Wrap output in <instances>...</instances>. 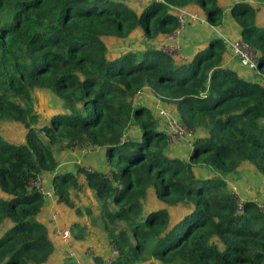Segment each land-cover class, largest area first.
<instances>
[{"label":"trees","instance_id":"1","mask_svg":"<svg viewBox=\"0 0 264 264\" xmlns=\"http://www.w3.org/2000/svg\"><path fill=\"white\" fill-rule=\"evenodd\" d=\"M177 8L213 26L224 17L219 0H149L140 11L128 0H0V264H54L38 219L44 198L28 181L77 146L102 148L108 171L60 172L53 189L115 245L107 264H264V214L253 200L238 209L225 180L245 165L264 178V22L252 0L230 6L255 53L250 80L224 64L222 38L186 61L146 44L178 31ZM137 35L141 47L111 51ZM43 91L63 105L45 122L34 105ZM142 91L197 134L186 159L170 153L159 118L137 102ZM7 123L22 126V140L8 139ZM133 124L139 138L128 134ZM84 188L93 204L72 198ZM71 229L77 240L86 234L80 221Z\"/></svg>","mask_w":264,"mask_h":264},{"label":"crops","instance_id":"2","mask_svg":"<svg viewBox=\"0 0 264 264\" xmlns=\"http://www.w3.org/2000/svg\"><path fill=\"white\" fill-rule=\"evenodd\" d=\"M149 0H128V3L134 8L140 11ZM224 7V17L220 25L213 26L207 23L204 16L200 15L201 12L195 11L193 13L198 15V19H187L183 28L177 35V43L179 44V54L176 57L179 61L189 60L193 54L200 48L207 45L210 38H239V29L230 16V6L235 0H219ZM257 6V21L259 23L264 22V0H252ZM204 19V21H201ZM138 36V35H137ZM135 36V37H137ZM140 38V45L134 48H139L144 44V39ZM134 38V37H129ZM125 41V40H124ZM123 42V41H121ZM156 41H146V44L152 45ZM131 48V47H129ZM225 65L237 70L240 74L250 80H256V75L253 71L248 70L241 66L238 59L231 53L229 49L226 50ZM137 102L150 108L153 114L159 118L156 114V109L163 107L171 110L172 107H168L160 102L159 99L152 96L148 91H142L137 96ZM58 107H61L59 105ZM63 107L59 108L62 110ZM173 109V110H172ZM58 111V110H57ZM55 113V112H54ZM174 113V112H173ZM52 114V113H51ZM160 127L165 131V127L160 120ZM130 137L139 138L140 131L136 125H131L128 129ZM197 135V134H196ZM170 153L175 156L186 159L190 152V145L186 141H171ZM59 163L54 172L43 174V184L47 187L51 186L53 176L60 172L75 171L78 167L91 170H99L106 172L108 167L105 163L104 150L97 148L95 150L81 149L75 147L73 150L66 151L58 156ZM195 171L201 175H212L214 171L204 166H196ZM225 180L229 183L230 187L235 192L238 199L246 201L253 200L255 202H264V178H262L251 166L245 165L237 169L235 172L226 175ZM72 198L78 205H90L94 203V197L92 193L84 188L82 192H78L77 195L72 194ZM151 202H155L153 198H148ZM53 212H57L56 218L52 219ZM39 221H41L49 230V236L54 244V252L51 255V261L54 264H99L97 258L102 261L111 258V249L109 243L105 240L102 232L89 223V218L84 215L78 217L74 210L69 209L63 203H61L57 196H52L44 199L43 208L38 215ZM74 221H80L84 224L86 234L82 239H75L73 237V231L71 225ZM55 227H68L72 232V240L69 246L65 245L59 237L54 235L53 229ZM88 246H92L96 257H92L86 254ZM73 252L75 257H68V252Z\"/></svg>","mask_w":264,"mask_h":264},{"label":"built area","instance_id":"3","mask_svg":"<svg viewBox=\"0 0 264 264\" xmlns=\"http://www.w3.org/2000/svg\"><path fill=\"white\" fill-rule=\"evenodd\" d=\"M125 1V0H123ZM177 16H178V31L173 33L172 35L167 36L163 40L154 42L152 45L158 47L165 52L168 53H176L179 54V44L177 43V35L180 30L183 28L187 19H198V15L193 12H188L185 9L177 8ZM204 21V19H201ZM223 42L226 44L227 49L231 51V53L238 58L241 66L244 68L255 71L258 73L257 64L255 62V53L253 52L252 47L245 41L240 38H227L223 37ZM156 114L160 117L163 126L166 129L169 141H186L189 145H191L192 140L195 138V132L181 123L168 109L159 107L156 109ZM78 148L85 149L82 146H77ZM87 171H92L91 169H87ZM29 187L35 188L44 199L55 196V192L53 189V185L47 187L43 184V175L32 176L28 181ZM235 193V192H234ZM244 201L238 199V209H242ZM258 209L264 214V202L257 201ZM57 212H53L51 215L52 219H55ZM54 235L60 238V240L67 246L70 245L72 240V232L68 227H55L53 229ZM111 249V258L103 261V264H107L111 262L118 254V251L113 243H109ZM86 254L96 257L95 251L92 246H88L86 250ZM68 257H75L73 252L67 253Z\"/></svg>","mask_w":264,"mask_h":264},{"label":"rangeland","instance_id":"4","mask_svg":"<svg viewBox=\"0 0 264 264\" xmlns=\"http://www.w3.org/2000/svg\"><path fill=\"white\" fill-rule=\"evenodd\" d=\"M140 45V38H127L123 42H114L110 45L111 51L119 52L121 50L127 49L129 47L134 48ZM36 110L40 113L42 121L49 120L51 113L56 112L59 108L63 107L61 105L60 99L52 93L47 91H43L42 93L37 94L35 96L34 102ZM61 105V107H58ZM4 133L7 135L8 139L13 142H17L22 140V126L21 125H13L11 123L3 124ZM173 216H177V211L175 208L172 210Z\"/></svg>","mask_w":264,"mask_h":264}]
</instances>
